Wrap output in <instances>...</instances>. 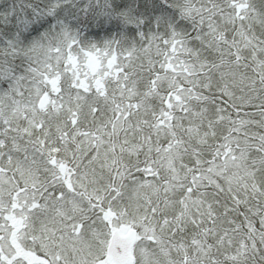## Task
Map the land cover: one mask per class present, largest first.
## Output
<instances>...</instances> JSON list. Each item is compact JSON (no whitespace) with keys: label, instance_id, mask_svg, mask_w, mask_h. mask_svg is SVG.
Segmentation results:
<instances>
[{"label":"snow or ice","instance_id":"snow-or-ice-1","mask_svg":"<svg viewBox=\"0 0 264 264\" xmlns=\"http://www.w3.org/2000/svg\"><path fill=\"white\" fill-rule=\"evenodd\" d=\"M0 264H264V0H0Z\"/></svg>","mask_w":264,"mask_h":264}]
</instances>
